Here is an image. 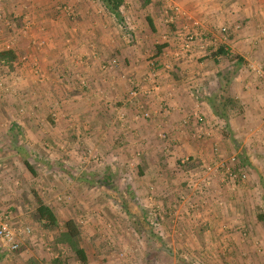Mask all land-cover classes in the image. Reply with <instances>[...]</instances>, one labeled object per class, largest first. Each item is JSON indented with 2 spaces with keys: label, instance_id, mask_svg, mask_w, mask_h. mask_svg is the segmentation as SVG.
<instances>
[{
  "label": "crops",
  "instance_id": "obj_1",
  "mask_svg": "<svg viewBox=\"0 0 264 264\" xmlns=\"http://www.w3.org/2000/svg\"><path fill=\"white\" fill-rule=\"evenodd\" d=\"M170 1L151 0L142 6L137 0H126L127 11L132 9L137 16L131 14L129 19L121 11L123 22L119 26L126 28L125 24H130L124 23L127 19L135 30L134 36L130 33L132 42L125 43L112 24L114 16L95 0H2L0 8L6 6V11L23 20L0 21V52L11 45L17 58L16 49L25 48L23 57L37 60L38 68L40 62L45 77L40 79L39 75L38 83L29 79L25 70L24 80L21 77L13 86L16 93L0 91V171L27 144L42 146L48 137L57 145L62 143L60 148L68 144L77 152L86 150H78L80 145L74 140L84 142L82 148L93 152L127 154L129 148L139 149L144 139L150 143L166 132L180 140L178 146L184 152L205 153V144L194 139L198 110L210 121L230 123L232 130L238 131L234 137L245 136V144L252 142V136L264 135V79L260 75L264 70V0H176L185 17L176 15ZM137 3L141 6L134 8ZM147 17L153 20V29ZM222 27H227V33L221 32ZM191 30H197L201 37L186 51L183 37ZM69 40L71 45L65 47ZM153 43L166 46L157 52ZM221 46L232 55L215 54ZM91 51L99 57L116 55L119 63L107 73L94 58L78 71L76 58ZM15 60L7 62L12 71L18 69H13ZM78 76L86 77L89 91L75 87ZM55 81L63 86L47 91ZM73 89L80 90L79 94ZM227 98L235 104L225 119L215 113L212 101ZM21 104L39 110L50 106L56 111L49 119L41 112L37 117L27 113L20 116L17 110ZM143 112L150 117L145 118ZM48 121L52 123L50 129L46 128ZM215 135L224 136L217 131ZM22 137L26 141L23 144ZM152 143L147 144L151 153L158 148ZM235 144L239 146V142ZM1 181L7 182L0 173ZM2 254L16 256L11 264H53L39 257L31 259L20 251H0ZM88 258L86 264H102L91 260L89 254ZM79 262L76 259L73 263Z\"/></svg>",
  "mask_w": 264,
  "mask_h": 264
},
{
  "label": "rangeland",
  "instance_id": "obj_2",
  "mask_svg": "<svg viewBox=\"0 0 264 264\" xmlns=\"http://www.w3.org/2000/svg\"><path fill=\"white\" fill-rule=\"evenodd\" d=\"M5 7L1 5L0 21L23 20ZM127 9L125 4L122 11L129 19L131 14L137 16ZM113 19L119 36L126 39L125 43L132 42V21L126 19L124 23L130 24H125V28ZM6 29L7 26L4 33ZM71 43L69 40L65 47ZM157 45L153 43L155 50ZM23 49H16L20 55L15 60L16 71L0 59V91L4 93H16L13 86L21 77L24 80L25 70L30 73L29 79L40 83L41 63L37 70L33 60L23 57ZM91 59L98 60L100 69L107 73L111 70H104V64L115 59L114 70L119 63L116 55L99 57L91 51L76 58L75 68L80 71L91 64ZM43 77L45 74L40 79ZM79 77L75 87L89 91L86 77ZM51 85L47 91L63 86L56 81ZM80 90L72 91L79 94ZM17 111L20 116L27 113L29 117L41 112L43 118L49 119L56 110L21 104ZM207 122L200 126L209 134L200 138L194 131L195 141L207 148L201 154L184 152L178 146L180 140L166 132L159 133L150 143L144 139L139 149L129 148L127 154L116 150L93 152L82 148L84 142L74 140L80 145L78 150H86L77 152L68 144L60 148L62 143L57 145L49 137L43 138L46 144L42 140V146H22L24 150L15 153L16 159H10L0 171L2 179L7 180L0 182V208L12 209L16 224L33 228L34 237L26 241L20 252L31 259L39 257L52 262L58 257L61 264H74L76 257L71 249L57 240L64 221L72 218L80 226L82 246L90 259L102 264H264V220L258 218L264 214V135L260 132V138L252 136V142L245 144V136L234 137L238 131L234 132L230 123ZM51 124L48 121L46 128L50 129ZM216 131L224 136L217 138ZM24 139L20 138V143H25ZM152 142L158 144L153 153ZM147 144H151L149 148ZM105 177H111L114 187L99 183ZM37 196L55 211L59 228L46 229L37 219ZM0 256V264H11L16 257Z\"/></svg>",
  "mask_w": 264,
  "mask_h": 264
},
{
  "label": "trees",
  "instance_id": "obj_3",
  "mask_svg": "<svg viewBox=\"0 0 264 264\" xmlns=\"http://www.w3.org/2000/svg\"><path fill=\"white\" fill-rule=\"evenodd\" d=\"M105 7V9L115 17L119 21V23L123 22L122 15V7L125 6L126 0H98ZM141 3L142 6H147L151 3V0H137ZM147 21L150 27L153 29L154 24L153 20L150 17H147ZM166 46V44L157 45V52L162 51V49ZM215 54H229L228 51L224 49V47H219L215 52ZM0 59L5 60L7 62L13 61L16 59V55L12 50H5L0 52ZM216 100V99H214ZM233 100L227 98L224 101L216 102L212 101V107L215 113L221 118L228 119V110L229 108H234ZM25 164H28L25 160ZM111 178V177H110ZM105 177V180L100 181L99 183L102 185L114 187L112 184V179ZM38 205L36 207V216L40 222L43 223L44 228L46 229H55L59 228L60 221L55 213V211L49 205L45 204L38 196H37ZM261 221L264 220V214H260L258 217ZM59 242L66 244L77 260H79L82 264H86L89 261L88 254L85 248L82 246V232L78 223L72 219L68 218L64 221L62 230L60 231L59 237L57 238ZM53 264H61V260L56 257L53 259Z\"/></svg>",
  "mask_w": 264,
  "mask_h": 264
},
{
  "label": "built area",
  "instance_id": "obj_4",
  "mask_svg": "<svg viewBox=\"0 0 264 264\" xmlns=\"http://www.w3.org/2000/svg\"><path fill=\"white\" fill-rule=\"evenodd\" d=\"M169 6L176 13L177 16H186V14L181 10L179 4L176 0H171ZM239 28V25L236 26V29ZM227 27H222L221 32L227 33ZM201 35L197 30H191L186 33L183 37L182 47L184 50L188 51L192 48L195 40L200 39ZM11 46V45H10ZM10 46H7L6 49L9 50ZM27 58V57H25ZM114 63L116 60H111L108 64L103 65L104 70H112L114 68ZM33 64L38 70L37 60H33ZM261 77L264 79V70L260 72ZM0 86H2L0 84ZM133 96H136V91H132ZM143 116L148 118L150 114L148 112H143ZM196 122L198 129L196 132L201 138L205 134H209L208 131H204L200 125H205L207 118L204 113H201L200 110L196 112ZM208 123V122H207ZM234 160V158L232 159ZM232 174V173H231ZM233 176H236L233 174ZM2 186H0V189ZM16 215L10 208H0V251H6L8 253H15L22 249V245L26 243L27 240L32 238L33 228L29 225L16 224L14 221Z\"/></svg>",
  "mask_w": 264,
  "mask_h": 264
}]
</instances>
